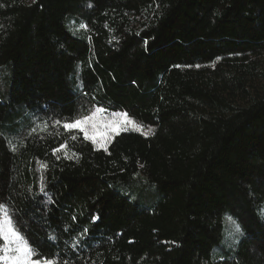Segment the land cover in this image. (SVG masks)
I'll return each instance as SVG.
<instances>
[{
  "label": "trees",
  "instance_id": "16d2710c",
  "mask_svg": "<svg viewBox=\"0 0 264 264\" xmlns=\"http://www.w3.org/2000/svg\"><path fill=\"white\" fill-rule=\"evenodd\" d=\"M0 198L68 264H264V0H0Z\"/></svg>",
  "mask_w": 264,
  "mask_h": 264
},
{
  "label": "snow or ice",
  "instance_id": "6c2138e0",
  "mask_svg": "<svg viewBox=\"0 0 264 264\" xmlns=\"http://www.w3.org/2000/svg\"><path fill=\"white\" fill-rule=\"evenodd\" d=\"M80 29H86L87 25L80 24ZM55 125H61L62 129L71 133L77 131L83 134L84 140L91 141L93 144L104 147L109 140L115 135H119L122 131L133 130L141 132L142 135L148 137L154 134L151 126L145 130L144 125L137 123L130 118L127 112H111L102 106H93L88 114L81 116L79 119H72L69 121H62L56 119ZM32 132L36 129L32 128ZM76 139V136H72ZM66 144H61L60 147L53 149V154L61 152L66 149ZM107 150V149H105ZM10 151H16L13 147ZM72 159V157H67ZM46 167V165L42 166ZM40 192L46 194V185L41 178ZM12 205H9L6 200L0 198V264H68L67 260H61L57 253H50L45 256L41 251V244L37 241L30 242L23 234L20 224L21 221L16 212L10 211ZM75 219V217H73ZM95 222L98 217H93ZM235 225V232L242 234L240 225L228 218ZM88 229H84L81 235H86ZM53 242L56 237L50 236L48 238Z\"/></svg>",
  "mask_w": 264,
  "mask_h": 264
},
{
  "label": "rangeland",
  "instance_id": "374dc122",
  "mask_svg": "<svg viewBox=\"0 0 264 264\" xmlns=\"http://www.w3.org/2000/svg\"><path fill=\"white\" fill-rule=\"evenodd\" d=\"M145 130H147V129H145ZM140 133H141V132H140ZM108 142H109V141H108ZM94 145H95L97 148H104L107 144H106L104 147H101L100 145H97V144H94ZM130 198H132V196H131ZM132 199L135 201L134 198H132ZM140 201L142 202V204L146 205V202H143L142 200H140Z\"/></svg>",
  "mask_w": 264,
  "mask_h": 264
}]
</instances>
